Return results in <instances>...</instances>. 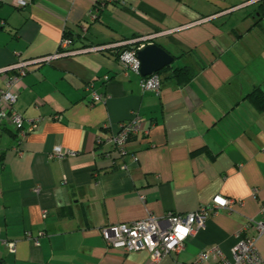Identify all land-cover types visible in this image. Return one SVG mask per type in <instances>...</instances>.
Masks as SVG:
<instances>
[{
	"label": "crops",
	"instance_id": "1",
	"mask_svg": "<svg viewBox=\"0 0 264 264\" xmlns=\"http://www.w3.org/2000/svg\"><path fill=\"white\" fill-rule=\"evenodd\" d=\"M65 33L72 48L155 33L175 59L158 73L159 93L143 90L112 47L27 68L15 106L42 120L20 154L16 130L0 125V264H153L148 251L108 247L101 228L194 211L216 195L243 204L212 213L154 264H218L195 263L215 246L230 256L242 228L262 219L264 108L251 93L264 92V0H0V69L56 53ZM181 67L190 80L173 75ZM89 85L106 99L92 104ZM134 113L150 133L121 157L108 139ZM58 145L77 154L50 157ZM41 231L38 245L28 239ZM257 248L264 260V235Z\"/></svg>",
	"mask_w": 264,
	"mask_h": 264
},
{
	"label": "built area",
	"instance_id": "2",
	"mask_svg": "<svg viewBox=\"0 0 264 264\" xmlns=\"http://www.w3.org/2000/svg\"><path fill=\"white\" fill-rule=\"evenodd\" d=\"M120 0H98L99 4L117 3ZM17 7H25L31 0H15ZM157 34H152L128 41H120L112 45L88 46L83 48H72L73 39L64 36L59 49L56 53L34 59L17 61L3 69L0 73L4 75V86L0 88V125L10 124L16 130L17 143L14 151L22 152V143L30 133L35 131L41 122V118H26L18 111L15 104L18 100V81L27 73V68L32 65H41L50 63L54 59L76 55L87 51H100L107 47L122 50L119 54L120 61L128 69L135 71L140 75V85L143 90H152L159 93L161 89V79L158 74L142 76L141 62L137 56L138 50L153 41ZM129 46V49L124 47ZM9 71L15 72L9 75ZM106 79L109 77L106 76ZM91 103L106 99L95 91L93 85H89ZM57 116L56 118H58ZM151 125L144 122L142 118L134 113L127 120L118 124V130L108 139L113 145V152L124 157L128 154L127 144L133 137L148 135ZM106 152V151H105ZM76 151L64 150L61 146H55L50 157L65 158L75 156ZM111 155L112 152H107ZM127 169V165H123ZM243 204L242 199L228 198L223 195H216L209 203L202 204L197 210L179 213L169 211L165 215L157 216L149 213L146 218L130 222L116 223L101 228V234L108 247L119 249L124 252L148 251L152 263H158L164 256L172 253H178L185 247L186 240L198 230L206 226L207 220L212 213L220 209L232 210L234 205ZM261 220H250L238 234L239 240L231 250V255H225L218 247H212L202 251L196 258L195 263L207 261L210 258L216 259L218 264H264L258 248V238L264 235V202L261 204ZM254 229L257 235H249L248 231ZM1 232V228H0ZM41 231L37 236L31 233L27 235L28 239L36 245L39 244ZM11 253L16 252V241L7 242ZM194 264V263H193Z\"/></svg>",
	"mask_w": 264,
	"mask_h": 264
},
{
	"label": "water",
	"instance_id": "3",
	"mask_svg": "<svg viewBox=\"0 0 264 264\" xmlns=\"http://www.w3.org/2000/svg\"><path fill=\"white\" fill-rule=\"evenodd\" d=\"M137 56L141 62L142 76L157 74L172 65L175 59L166 49L153 41L142 46Z\"/></svg>",
	"mask_w": 264,
	"mask_h": 264
},
{
	"label": "trees",
	"instance_id": "4",
	"mask_svg": "<svg viewBox=\"0 0 264 264\" xmlns=\"http://www.w3.org/2000/svg\"><path fill=\"white\" fill-rule=\"evenodd\" d=\"M64 36H67V37H70L73 39L74 41V38L69 35L68 33H65ZM125 49H129V46H126L124 47ZM122 50H119L117 52V57L119 56L120 52ZM171 67L170 66H167L165 67L163 70H161L160 72L166 70L167 68ZM158 72V73H160ZM157 73V74H158ZM173 75L180 81V82H185V81H188L192 78L193 76V70L190 69L189 67H181V68H175L173 70ZM251 97L252 99L254 100V102L260 107V108H264V92H262V90H260L259 88H257L256 90H254L252 93H251Z\"/></svg>",
	"mask_w": 264,
	"mask_h": 264
}]
</instances>
